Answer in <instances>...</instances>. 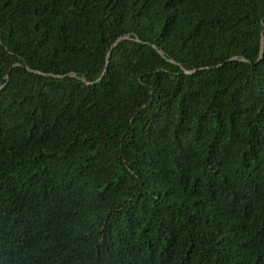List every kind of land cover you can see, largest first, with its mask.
Listing matches in <instances>:
<instances>
[{
	"label": "trees",
	"instance_id": "16d2710c",
	"mask_svg": "<svg viewBox=\"0 0 264 264\" xmlns=\"http://www.w3.org/2000/svg\"><path fill=\"white\" fill-rule=\"evenodd\" d=\"M0 264H264V0H0Z\"/></svg>",
	"mask_w": 264,
	"mask_h": 264
}]
</instances>
